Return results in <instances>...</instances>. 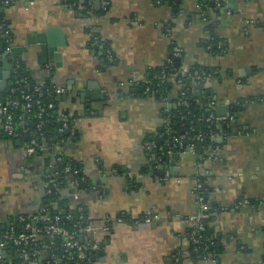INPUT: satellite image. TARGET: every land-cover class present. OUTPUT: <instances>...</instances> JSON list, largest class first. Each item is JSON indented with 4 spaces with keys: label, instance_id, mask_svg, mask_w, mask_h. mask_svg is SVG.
<instances>
[{
    "label": "crops",
    "instance_id": "obj_1",
    "mask_svg": "<svg viewBox=\"0 0 264 264\" xmlns=\"http://www.w3.org/2000/svg\"><path fill=\"white\" fill-rule=\"evenodd\" d=\"M107 1L86 15L63 0H12L4 21L9 48L17 50H0V102L14 61L32 80L64 90L59 105L72 125L54 154L78 165L76 203L86 216L111 221L109 230L86 235L102 245L92 264H257L264 259V0H224L217 14L203 12L197 0ZM211 33L223 46L216 54L204 46ZM95 35L104 41L92 45ZM172 57L219 72L194 85L195 96L206 91L215 107H227L219 117L229 131L218 137L216 158L185 153L163 160L145 146L161 142L165 105L135 95V86ZM232 104L240 108L230 115ZM24 145L0 127V232L42 205L44 161L27 156ZM199 177L211 209L206 224L223 249L216 262L190 253ZM153 213L159 217L143 220ZM119 216L122 222L114 220Z\"/></svg>",
    "mask_w": 264,
    "mask_h": 264
},
{
    "label": "built area",
    "instance_id": "obj_2",
    "mask_svg": "<svg viewBox=\"0 0 264 264\" xmlns=\"http://www.w3.org/2000/svg\"><path fill=\"white\" fill-rule=\"evenodd\" d=\"M12 0H5L4 4L8 5ZM157 3L160 0H155ZM63 2L71 7L77 8L83 11L86 15L94 14L95 3L99 4L100 9L104 10L107 5V0H79L78 4L72 0V2ZM216 7H219L220 3L215 1ZM2 10V9H1ZM205 19V18H203ZM104 41L99 36H92L91 44L94 45L97 42ZM0 42L6 47L7 50L10 48V33L9 29L3 20L0 21ZM177 54V53H176ZM175 54V55H176ZM179 56V55H178ZM171 58L167 59V62H171ZM188 68L185 65H181L179 72L181 74H187ZM19 63L14 61L11 68V82L8 89V94H6L0 102V127L3 133L9 138L20 139L22 136H26L24 151L27 156L34 158H41L47 160L46 165L48 170L44 172V196L51 194L52 190L54 192H59L61 198H70L74 201L71 204L75 207L77 211V220L71 227H65L59 224L60 216L58 214H47V207L41 205L39 210L30 215H19L13 219L5 230L0 232V261H4V264H67V262H73V264H92L93 253L101 249V243L99 241L90 239L86 237L88 233H93L99 229L103 231L109 230L110 219L106 218L103 223H99L89 219L83 212L82 207L76 203L79 198L80 190L78 188V181L76 179L70 180L63 188H59L56 181L55 171L53 167L59 164L63 157L62 154H54V145L59 144L64 139H59L54 144L42 143L40 144L36 139V135L41 133L43 124L47 121V113H44V109L40 107L38 99L33 100L32 93L29 92V83L24 78H20L19 75ZM165 72L162 71V77ZM194 74L196 78H202L203 82L209 80V74L200 73ZM148 82V80H146ZM179 86H181V80L176 81ZM126 82H119V86H125ZM33 90L41 94L40 88L34 86ZM57 94H63L64 90L61 88H54ZM186 91H181L182 95H185ZM167 104V100L164 101ZM36 104L38 107V112L36 113V118L39 119V123L36 125L35 130L29 131L27 128L28 123L32 120L31 107L32 104ZM216 102L214 100H209L208 102V115L206 121L216 126L221 125L223 118L219 117L215 113ZM52 104L48 103L47 108H52ZM165 111L168 108L165 107ZM59 118L62 120V125L58 128V131H67V118L64 114L59 113ZM170 119L166 117L164 119V124H168ZM167 134L172 132L166 130ZM209 139L212 141H218L219 135L216 133H210L208 135ZM199 142L204 140V134H197L194 136ZM219 142V141H218ZM146 148L151 152H156L162 156L173 157L174 154L181 155L185 153L196 154L194 143L190 142L188 145L178 152H174V147H181V142L178 137L172 136L170 146L165 144H160L158 142L147 141L145 142ZM220 144L214 145V147L209 146L207 149L208 158H216V153L220 149ZM71 169L70 164H66L63 168L64 172H69ZM79 169H73V173L78 172ZM202 181H199L195 185V190L197 191V201L199 203V211L193 219L196 220V227L190 232L189 238L192 242H197L199 240V233L204 230L203 220L208 218L209 214L206 212L207 207L204 204V198L201 192ZM55 203V202H52ZM51 203V204H52ZM247 201H240L236 206L246 205ZM158 214L153 213L149 216L143 218L144 221H150L152 219H157ZM67 220H71L72 216L70 213L65 215ZM43 220L45 223L42 226H36V223ZM116 222H122L124 217L119 216L114 219ZM21 225V230L17 231L15 229L16 225ZM59 238L60 242L57 246L54 245V239ZM11 246L12 250L7 252L8 246ZM32 248H28V247ZM57 247L61 248V252H57ZM196 250V249H195ZM4 253H1V252ZM2 254H5L4 257ZM212 262H216L215 259L209 258ZM257 264H264V259L257 262Z\"/></svg>",
    "mask_w": 264,
    "mask_h": 264
},
{
    "label": "trees",
    "instance_id": "obj_3",
    "mask_svg": "<svg viewBox=\"0 0 264 264\" xmlns=\"http://www.w3.org/2000/svg\"><path fill=\"white\" fill-rule=\"evenodd\" d=\"M5 0H0V21H4V10L6 5L4 4ZM77 4L79 0H74ZM200 8L203 12L212 11L216 14L220 12V8L216 7L215 1L220 3L219 7L224 6V0H197ZM67 2H72V0H67ZM2 9V10H1ZM209 19V16H203V18ZM207 27L212 32V25L207 23ZM212 35V33H211ZM95 45V44H94ZM204 46L208 48V50L213 53H219L223 46L221 41L213 34L211 38L204 43ZM106 60H103V63L106 64ZM19 75L20 78H24L29 83V92L32 93L33 100L38 99L40 103V107H42L47 113L48 116L46 117L47 121L42 126L41 133H38L35 139L40 143H48L54 144L59 139H66L67 133L65 130L59 132L58 128L62 125V120L59 118V113H62L67 118V125L68 127L72 125V117H69L68 110L62 109L59 105V94L54 91V87L49 82V80L39 83L27 76L25 70L21 64H19ZM181 64H177L175 62V58L172 57L170 63L165 62L160 67L151 68L146 73V80L148 82L139 83L135 86L134 94L141 97H153L159 101L167 100V104L164 102L165 107L168 108L166 112L164 110L165 118L168 117L170 119L168 124H164L161 132L162 138L160 144H165L166 146H170L171 137L176 136L179 138L181 142V147H174L173 151L176 153L179 150L184 149L188 143L192 142L195 146V152L197 156L200 157H207V149L209 146L214 147V145L218 144V141H212L209 139L208 135L210 133H216L219 136H223L229 131V123L228 121H224L221 125L216 126L214 124L209 123L206 121V117L209 113L208 111V101L212 99L210 93H204L202 96L198 97L194 94V85L198 84L201 86L203 83L202 78H196L194 72L196 71L197 74L205 73L209 74L210 78L218 77L219 72L216 67H206L201 65H191L188 68L187 74H181L179 72ZM164 70L165 74L162 77V71ZM178 79L181 80V86L177 90L176 95L172 98L170 93L175 86L174 81L176 82ZM34 86H38L40 88L41 94L38 95L37 92L33 90ZM9 89V88H8ZM181 91H186L185 95L181 94ZM8 94V91L5 95ZM134 95L133 93H128V95ZM4 95V96H5ZM51 103L53 106L52 108H47V104ZM239 106L231 105L229 106L228 113L230 115L234 114L238 109ZM38 112V107L36 104H32L31 107V116L32 120L28 123L27 128L29 131H33L36 128V125L39 123V119L36 118V113ZM172 132L170 135L167 134L166 130ZM197 134H204V140L198 141L194 139V136ZM26 138V136H22L20 139ZM17 139V138H12ZM220 144V143H219ZM179 149V150H177ZM174 158H177L178 155L174 154ZM44 161V172L48 170L46 162ZM66 164H70V171L64 172L63 168ZM73 169H79L78 165L74 163V161L63 157L62 161L53 167L56 175V181L59 182L58 187L63 188L67 182L70 180L76 179L78 181V185L81 186L83 184L82 175L80 172L73 173ZM200 181H202V188L204 189L203 177H199ZM204 192V190H203ZM205 199V193H203ZM55 202V203H52ZM52 203V204H51ZM72 201L70 198H61L59 192H54L52 190L51 194H47L43 197L42 204L47 207L46 213L47 214H58L60 216L59 224L65 227H71L74 225V222L77 220V211L75 207L71 205ZM85 214V212L82 210ZM208 214H211V209L206 210ZM70 213L72 216L71 220H67L65 215ZM86 215V214H85ZM204 222V230L199 233V240L197 242L190 243V253L191 256L196 258H205V259H215L218 260L219 254L222 252V246L220 240L217 236L213 235L208 227H207V218L203 220ZM44 221L40 220L36 223V226L44 225ZM21 225H16L15 229L17 231L21 230ZM60 242L59 238L54 239V245ZM29 249L32 248L31 246L28 247ZM196 249V250H194ZM11 252L12 248L9 245L7 252ZM57 252H61V248L57 247ZM98 252V251H97ZM97 252L93 253L92 258L97 254ZM67 264H73V262H67Z\"/></svg>",
    "mask_w": 264,
    "mask_h": 264
},
{
    "label": "water",
    "instance_id": "obj_4",
    "mask_svg": "<svg viewBox=\"0 0 264 264\" xmlns=\"http://www.w3.org/2000/svg\"><path fill=\"white\" fill-rule=\"evenodd\" d=\"M0 50L1 51H4L6 54L10 53V54H15L16 53V48H13L11 47L8 51L4 50V45L2 42H0ZM175 62L178 64L179 63V60L176 59ZM215 113L218 115V116H225L226 113H227V107L225 105H217L215 107ZM26 140V138H24ZM18 142L20 143L21 140H18ZM162 159L165 160L166 159V156H162ZM172 164H174V161L171 162ZM163 169L165 168V166H162Z\"/></svg>",
    "mask_w": 264,
    "mask_h": 264
}]
</instances>
